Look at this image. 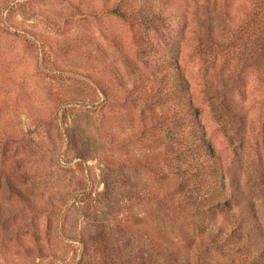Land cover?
Here are the masks:
<instances>
[{"label":"rangeland","instance_id":"1","mask_svg":"<svg viewBox=\"0 0 264 264\" xmlns=\"http://www.w3.org/2000/svg\"><path fill=\"white\" fill-rule=\"evenodd\" d=\"M170 4L191 17L209 13L216 44H204L192 19L184 30H155L129 14L144 7L167 16ZM252 7L0 0V264H224L241 255L235 234L219 231L226 211L194 212L204 202L171 189L164 154L178 144L146 125L166 102L157 90L174 58L216 152V175L236 195L232 210L257 212L261 229L241 243L264 246V67L240 33ZM174 177L184 191L200 189L196 167Z\"/></svg>","mask_w":264,"mask_h":264},{"label":"trees","instance_id":"2","mask_svg":"<svg viewBox=\"0 0 264 264\" xmlns=\"http://www.w3.org/2000/svg\"><path fill=\"white\" fill-rule=\"evenodd\" d=\"M186 9L187 7L182 8L181 6L171 5L169 7L170 12L166 16L161 10L156 12L151 11L149 8L139 7L136 11L129 14L134 16L142 24L152 26L155 30L159 25L164 24L168 26L176 23L182 24L184 30L192 19L200 23L201 30H203L202 40L204 44L208 46L216 44L209 13L201 12L191 17ZM111 11L124 18H128L129 15L126 11L118 7L111 9ZM246 17L247 20L241 27L240 33L241 30H244V34L246 33L248 35L247 37H249L247 49H250V53L247 56L252 60L254 54H257L255 60H259L258 64L264 67V0H253L252 10ZM173 65L175 66L174 74L171 73V78L169 77L167 81H163L164 84L161 86V89L159 88L157 90L158 92L163 91L162 93L165 96L166 102L161 107L160 113L158 115H151L149 121L146 122L148 127L158 128L166 135L168 140L178 144V147L176 146L175 149L168 151L169 154H164V159L169 158L166 164L170 170L168 176L170 175L171 189L174 192L182 191L183 195L188 197L187 200L192 197V202H204L202 208L198 205L197 207L193 205L196 208L193 210L194 212H200L205 208L212 213L217 209L226 211V222L221 221L219 231L225 230V238L235 234V238L238 240L236 252H241V255L239 257L229 258L224 264H264V246L254 249L246 243H241L243 242L244 233L246 237H250L249 235L252 236L256 230L261 229L257 222V212L253 210L251 211L252 214L250 213V216L246 217L244 210L237 212H234V209L232 210L231 203L237 199L234 190L232 192L229 189L227 179L224 175H221L220 178L216 175V167L214 165L219 164V161L216 160V152L212 144L205 136L204 126L200 118V110L192 98L189 81L181 71L177 58H174ZM211 93L213 95H219L222 91L214 87ZM156 95L157 92L155 93ZM153 101L156 102L157 98L153 97ZM173 159L175 160L174 162H172ZM182 165L183 169L181 170L180 167ZM184 165L185 167H196L199 169V172H201V181L198 183L200 189H187L184 191L183 187L185 183L180 182L174 177L184 170ZM203 172L210 173V175H213V178L207 180ZM180 202L182 201L180 200ZM252 203L253 200H250V204ZM225 207L226 209H224ZM249 218L251 221H248ZM261 237L264 242V234Z\"/></svg>","mask_w":264,"mask_h":264}]
</instances>
